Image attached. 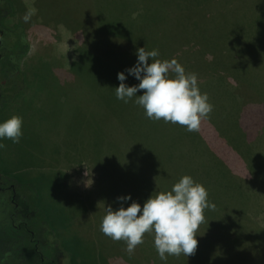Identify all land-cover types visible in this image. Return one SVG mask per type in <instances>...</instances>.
Segmentation results:
<instances>
[{
	"label": "rangeland",
	"instance_id": "rangeland-1",
	"mask_svg": "<svg viewBox=\"0 0 264 264\" xmlns=\"http://www.w3.org/2000/svg\"><path fill=\"white\" fill-rule=\"evenodd\" d=\"M84 1L8 0L30 44L0 103L16 224L59 230L40 235L64 264H264V0L191 35L143 0Z\"/></svg>",
	"mask_w": 264,
	"mask_h": 264
},
{
	"label": "trees",
	"instance_id": "trees-1",
	"mask_svg": "<svg viewBox=\"0 0 264 264\" xmlns=\"http://www.w3.org/2000/svg\"><path fill=\"white\" fill-rule=\"evenodd\" d=\"M5 2L7 4V6H4L2 9L0 8V14L2 15H11L15 8L10 5V2H8V0H0V3ZM214 0H143L145 6L144 9H152L157 7L158 10L161 9L162 12L164 14H169L172 11L176 12L178 11V13L181 11V14H183V18H181V20L184 22V31L188 32L189 28L192 27L189 26L187 27V20L190 19V16H193L196 12L200 11V10H208L209 6L211 5V3ZM120 2V8L122 6H124V8L126 9V2L125 1H117V3ZM125 2V4H124ZM223 2V1H222ZM227 2L226 0L224 1V3ZM217 5H222V4H218ZM125 15V11L122 15L116 16L115 19L118 20V23H122L123 21H120V19H124ZM141 15L138 14L137 17H135V28H137V31L139 29V26L141 27V25L144 24L145 21H138V18L141 19L140 17ZM109 18V16H107ZM146 20V19H145ZM152 20H154L152 18ZM139 22L136 25V22ZM141 22V23H140ZM117 23V24H118ZM194 26H197V21L195 20L193 22ZM119 25V24H118ZM4 29H5V41L8 38H11V43L8 45V53L7 55H5L2 59V65L4 66V69L7 68V72L10 70V72H13V77L12 79H9L8 81V90L7 92L10 93V97L9 99H13L16 97V95L18 94V92L24 87V73L23 70L21 68V62H22V58L26 55V53L29 51V47L30 44L27 41V37L25 34V30L17 25L14 28H8L5 27L6 25H3ZM236 26V25H235ZM237 33H242L244 29H242L241 27L237 28ZM142 31H144V29H139L138 35L139 33H141ZM138 40V36L135 38ZM235 40V39H234ZM231 43V48L235 49L236 45H237V41H234ZM8 74H10L8 72ZM12 86V87H11ZM10 89V91H9ZM8 95V94H7ZM5 193L0 192V197H4ZM6 197V196H5ZM5 202H7L8 206H10V200H2L0 199V205H3L4 207H6ZM35 206H37L35 204ZM34 207V206H33ZM32 208V207H31ZM14 207H12L11 209L9 208V211H6L5 214V221H6V225L4 227H2V231L3 228L4 230H6L5 234H2V232L0 231L1 234V240H0V264H64V258L62 255L63 254V248L60 247V243L58 244L59 246V250L57 252L56 255H52V254H46L45 250H44V240L41 237L40 233L43 232V226L47 227L48 229H50L51 231H45L44 234H54L56 237L60 236L59 235V230L57 229H52L49 226V223H42L40 224V233L38 232L37 228H34V226L28 222L31 230H33L36 234V236H40V238H38L40 240V244H39V249L44 253V260H42L41 262H38L36 257L33 254H30V252L35 251L34 249V242L32 239L34 238L30 232H28L26 230L25 227H15L13 225V223L10 221V218L12 215L16 216V214H14L13 211ZM5 235V236H4ZM61 241V240H60ZM59 256V258H58ZM62 256V257H61ZM34 258V259H33Z\"/></svg>",
	"mask_w": 264,
	"mask_h": 264
},
{
	"label": "flooded vegetation",
	"instance_id": "flooded-vegetation-1",
	"mask_svg": "<svg viewBox=\"0 0 264 264\" xmlns=\"http://www.w3.org/2000/svg\"><path fill=\"white\" fill-rule=\"evenodd\" d=\"M2 3V1H1ZM3 5L0 4V8L2 9ZM7 15H2L0 14V103H3V105L5 103H7L8 101H11L9 99V97L7 98V90H8V81L9 79H12L13 77V72H10V70L8 71L10 74H8L7 72V68L4 69V66L1 64L2 63V59L5 55H7L8 53V45H6L7 43H5V29L3 28L5 25V19H6ZM6 27V26H5ZM6 81V82H5ZM6 83V85H5ZM6 100V102H5ZM2 107V106H1ZM0 107V108H1ZM9 191V195H10V204L14 207L13 211L14 214L17 215V213H19L20 209L18 208V203L16 202V197H17V190L15 188V184H11L10 186H6L4 181L2 180V177L0 175V192L1 193H6ZM10 221L13 223V225L16 227H25L26 230L28 232H30V234L34 237L32 240L34 242V249L35 251L30 252V254H33L38 262H41L42 260H44V256L41 252V250L39 249V244H40V240L36 237V234L33 230H31L29 224L27 221H21L18 224H16V217L14 215L11 216ZM34 259V258H33Z\"/></svg>",
	"mask_w": 264,
	"mask_h": 264
},
{
	"label": "crops",
	"instance_id": "crops-1",
	"mask_svg": "<svg viewBox=\"0 0 264 264\" xmlns=\"http://www.w3.org/2000/svg\"><path fill=\"white\" fill-rule=\"evenodd\" d=\"M78 1H83L82 2V4H84V0H78ZM89 1V3L87 4V5H90V4H92V3H97V0H88ZM223 0H214L212 3H211V5L209 6V8L212 6V5H214V4H216V3H218V4H224V1L222 2ZM86 4V3H85ZM112 6H113V2H112ZM206 11L207 10H200V11H198V12H196L193 16H190L189 18L190 19H188L187 20V27H189V26H191L192 25V27L191 28H189V30H188V32H186V34H189V35H191V34H193V32L194 31H196L197 30V28H198V26H199V19H201V15L203 14V13H206ZM172 13V12H171ZM177 13V16H171V17H169L168 19H165V20H163L162 19V21H156L157 22V25L156 26H158L159 24H162V23H164V22H166V25L167 24H171L172 26H176V27H178L179 29H182V30H184L185 29V27H184V22L181 20V18H183V14H181V11L178 13V11L176 12ZM220 19V18H219ZM219 19H218V21H219ZM197 21V26H194V24H193V22L194 21ZM215 24L213 21H209V22H207V24ZM145 24V23H144ZM146 28V27H145ZM145 28H143L144 30H145ZM198 31V30H197ZM137 35H138V33H137ZM140 35V34H139ZM24 71V70H23Z\"/></svg>",
	"mask_w": 264,
	"mask_h": 264
}]
</instances>
